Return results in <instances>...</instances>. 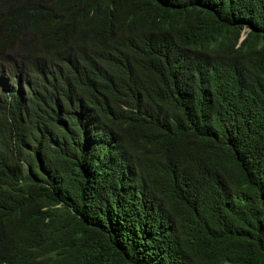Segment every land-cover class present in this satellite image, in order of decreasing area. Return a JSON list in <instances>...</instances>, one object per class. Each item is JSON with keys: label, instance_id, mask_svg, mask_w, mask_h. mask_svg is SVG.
Listing matches in <instances>:
<instances>
[{"label": "trees", "instance_id": "1", "mask_svg": "<svg viewBox=\"0 0 264 264\" xmlns=\"http://www.w3.org/2000/svg\"><path fill=\"white\" fill-rule=\"evenodd\" d=\"M0 264H264V0H0Z\"/></svg>", "mask_w": 264, "mask_h": 264}]
</instances>
